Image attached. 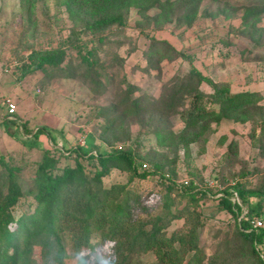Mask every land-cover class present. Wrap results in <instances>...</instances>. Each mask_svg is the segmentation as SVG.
I'll use <instances>...</instances> for the list:
<instances>
[{"label":"trees","instance_id":"obj_1","mask_svg":"<svg viewBox=\"0 0 264 264\" xmlns=\"http://www.w3.org/2000/svg\"><path fill=\"white\" fill-rule=\"evenodd\" d=\"M202 1L54 0V5L61 8L72 24L70 36L60 47L31 52L28 61H22V70L56 71L52 77L72 80L81 74L82 84L95 97L106 95L109 89L113 95L105 107L100 106L99 112H95V124L87 121L86 126L75 132L92 140L95 156L87 146L41 149L27 195L18 185L14 169L1 160L7 172L4 191L0 190V264H34V258L40 264H66L68 246L78 264H88L89 256L106 245L107 264H140L137 257L146 254L154 257L151 264H264V226L253 228L254 221L264 220V180L257 188L250 181L257 172L240 178L219 173L205 179L191 176L187 177L186 186L176 184L178 151L190 154L192 146L208 140L212 125L218 126L223 121L252 125L250 145L261 156L264 154L263 94L231 92L228 84L198 71L193 66L194 57L186 49H176L143 29L152 25L155 33L164 31L167 24H175V29L187 32L199 18H234L240 24L227 27L226 34L214 42L218 56L222 60L231 59L230 48L236 45L231 37L237 39L245 34L254 48L262 47L264 0H246L234 6L228 5L227 0H210V4L223 3L225 8H217L214 13L207 8L199 13ZM28 4L34 6L35 2L29 0ZM131 11H135L136 18L130 17ZM132 22L147 44L142 53L145 65L138 70L142 78L153 81L161 78L157 95L144 91L135 96L141 88L129 84L123 74L126 59L137 51L133 41L125 55L120 52L125 41L133 40L124 37ZM212 33L205 37H215ZM197 39L199 48L209 43L204 37ZM248 50L241 51L245 60L248 58L244 54L253 52ZM179 60L189 64L188 71L183 75L176 71L168 80H162V64ZM248 61L264 64V55ZM115 78H118L116 86ZM260 78L264 80L263 75ZM146 117L144 135L150 133L154 137L146 139L151 143L147 153L142 141L125 138L121 127L125 119ZM170 119L180 122L177 131L170 125ZM118 146L122 149L118 150ZM232 146H228V151ZM163 150L166 154L174 153V158L167 155L163 160L152 158L151 153L155 157ZM235 155L236 151L225 157L231 159ZM143 164L146 170L142 169ZM113 171L128 174V182L153 178L167 185L164 195L159 196L162 197L159 212L144 203L143 196L130 188V183L105 185L103 179ZM205 180L214 181L216 187H205ZM219 193L222 196L215 198ZM233 193L240 200L235 207L230 201ZM26 196L31 197L26 208L15 216V208ZM202 200L216 201L219 210L229 214L233 222L226 240L209 257L200 247L204 227L199 206ZM178 220L184 222L187 231L168 233L171 223ZM82 250L87 254L81 255Z\"/></svg>","mask_w":264,"mask_h":264},{"label":"rangeland","instance_id":"obj_2","mask_svg":"<svg viewBox=\"0 0 264 264\" xmlns=\"http://www.w3.org/2000/svg\"><path fill=\"white\" fill-rule=\"evenodd\" d=\"M34 0L35 5L28 4L29 0H0V73L8 74L17 78L18 86L27 88V97L18 100L20 104L28 107L34 106L35 109L29 110L27 116L28 122L31 125H39L43 123L53 124L54 121L63 122L64 131L77 133L79 127L86 126L85 122L91 121L95 124V112H99V107H105L112 98L113 90L109 89L106 95L95 97L90 93L85 85L82 84L80 75L76 80L62 79L52 77L56 71L50 72H24L21 67L22 61L27 62L28 56L33 51L53 49L64 45L65 41L70 36L72 28L71 22L63 13L61 8L54 5V0ZM246 0H227L228 5L244 3ZM33 3V2H32ZM210 0H203L200 4L199 13L209 8L211 12H215L217 8L224 7L223 3L210 4ZM234 6V5H232ZM135 11H131L130 17L136 18ZM203 20V21H202ZM239 20L233 19H202L196 21V25L189 31L175 29V24H167L163 27L164 31L153 32L152 25L145 26L143 29L150 36H154L158 40H166L176 49L182 48L188 51L190 56L194 57L193 65L202 69L216 82H232L235 85L247 87L249 90H259L264 96V80L260 77L264 76V68L262 64L248 61L257 56L264 55V39L261 40L262 47L254 48L251 45L248 34L240 36L237 39L233 38L235 46L230 48L233 57L229 59L232 65L224 71L219 69L213 70L217 63L222 62V58L218 56V46H214L219 36L226 34L227 27L238 26ZM145 25V24H144ZM264 25V21H263ZM130 27L126 30L124 37L129 36L133 40L125 41L124 46L120 49L121 54L125 55L131 48L132 42H135L137 51L132 53L122 66L123 74L129 84H135L141 88L139 92H135V96L141 95L144 91L152 92L157 95V88L160 81H153L148 77H141L138 69L145 65V58L142 56L143 51L147 46L146 41L139 36L140 31L134 28V23H130ZM211 27V28H210ZM185 32V33H184ZM210 32L216 35L208 39L205 36ZM151 33V34H150ZM153 33V34H152ZM198 36L204 37L209 42L208 45L199 48ZM234 36V35H232ZM214 43V44H212ZM244 49H252L253 52L245 53L248 60L243 59L241 51ZM69 52L76 55L75 51L68 49ZM248 50V51H249ZM218 56V57H217ZM259 58V57H258ZM246 61V62H245ZM13 63L18 64L10 71L6 72L8 66ZM235 63H241V67L233 66ZM138 64V65H137ZM164 64V65H163ZM162 64V80H168L175 72H180L182 75L189 69V64L184 61H174L171 63ZM138 66L137 69H135ZM211 66V67H210ZM15 72V73H13ZM51 76V77H50ZM5 79L8 76L4 77ZM24 84V85H23ZM118 84V78H115L113 85ZM205 90L209 88L203 85ZM245 88V89H247ZM11 89L8 86L1 87V93H6ZM19 92H21L19 90ZM22 93V92H21ZM264 104V99L262 101ZM30 114V115H29ZM147 118L140 119H125L122 122V134L129 137L130 140L142 141L144 146L143 151L147 153L150 150L148 140H153L152 134H145L147 130ZM104 118H100V124L104 123ZM170 125L177 131L181 125L179 121L170 119ZM118 125V124H116ZM89 127V126H88ZM86 127L88 130L89 128ZM252 125L250 124H235L229 121H223L220 125H212L213 131L209 135L208 140L203 143L191 147L190 154H185L182 149L177 153L178 162L175 167V173L178 177L196 176L197 178H209L211 176H247L249 177L252 171L257 172V176L253 177L251 186L257 188L264 180V154L261 156L259 151L253 149L248 138ZM22 129L18 132L14 124L7 126V131H0V162H6L10 165L15 173V178L24 192L27 195L31 186V179L34 176V164L39 161L42 153L31 147L30 144L24 142L21 138ZM110 136H112L110 134ZM51 137L56 140L55 131H51ZM148 139V140H146ZM233 144L232 149L228 151V146ZM60 147V145L58 146ZM237 155L231 159L225 157L226 154ZM151 153L155 160H163L164 156L173 159L175 154H166V151ZM164 162V161H163ZM62 163H68L62 161ZM70 164V163H68ZM88 166V165H87ZM91 169V168H89ZM6 169L0 163V190L4 191V176ZM248 179V178H247ZM105 185L112 183H130V188L139 193L143 202L147 205L156 207L155 213L160 210V200L164 195V190L167 185L159 183L157 180L150 178L147 180L134 179L128 182V174L119 173L118 171L111 172L104 179ZM247 181L246 179L243 181ZM161 193V195H160ZM31 197L26 196L20 200V203L15 208V216L26 208ZM203 215L204 227L200 235V247L206 257H209L217 249L218 244L226 240L227 232L233 227L231 217L226 212L219 210L216 201L202 200L199 203ZM264 207V205H263ZM264 224V220H263ZM185 233L186 225L182 220L174 221L168 228V233L171 232ZM96 240L93 241L95 243ZM109 246L106 245L103 249L98 250L96 255H90L88 264H107L109 256ZM87 252L82 250L81 255H86ZM136 258V257H135ZM140 264H151L154 257L150 254L137 257ZM34 264H40L37 258H34ZM66 264H78V260L73 257V251L70 246L67 247Z\"/></svg>","mask_w":264,"mask_h":264},{"label":"crops","instance_id":"obj_3","mask_svg":"<svg viewBox=\"0 0 264 264\" xmlns=\"http://www.w3.org/2000/svg\"><path fill=\"white\" fill-rule=\"evenodd\" d=\"M168 42V41H167ZM232 61L230 60H222V62L220 61V63H217L213 68V70H221L224 71L228 68V65H232V63H230ZM241 64V63H240ZM239 63H235L233 66L237 67H241ZM198 71H200L203 75L205 76H209L211 79L214 80V78L209 75L207 72L204 74L202 71V69L197 68V66L193 65ZM211 67V66H210ZM8 76L7 79H5L4 77ZM215 81V80H214ZM226 84H228L230 86V90L233 93H239V92H243V91H250V92H260L261 90H259L260 86L257 87L256 90H249L247 87H243V86H239V85H235L232 82H225ZM24 85V84H23ZM2 86H8L11 87V89L6 92V93H1V87ZM247 88V89H245ZM27 88H25L24 86H18L17 83V78L8 75V74H2L0 73V131H7V126L8 125H13L15 129H17V131L19 132L20 129H22V135L21 138L24 139V142H27L28 144L33 145L32 148L38 150V152L41 149H46V148H55V149H59L60 148H64V149H68L71 147L76 146L77 144V137L79 136L76 133H70L67 131H64L63 128V122L61 121H54V123L52 124H48L47 123H43L41 121V123L39 125H31L28 122V118L32 119L30 116V111L29 110H34L35 107L31 106L28 107V109L26 108V106L22 105L19 103L18 100L23 99L24 97L26 98L28 95L27 93ZM19 90L22 92H19ZM5 97H10L13 102L16 104L17 106V113L14 117V120L12 121H8L5 119L6 116V107L3 103V99ZM31 110V112H32ZM27 112H29L30 116L28 117L26 114ZM35 117L33 116L34 120ZM51 131H55L56 133V140H53L51 137ZM60 145V147H58ZM52 146V147H51ZM83 146H87L90 150H92L90 153L94 152V148H93V142L91 139H85V144ZM41 152V151H40Z\"/></svg>","mask_w":264,"mask_h":264},{"label":"built area","instance_id":"obj_4","mask_svg":"<svg viewBox=\"0 0 264 264\" xmlns=\"http://www.w3.org/2000/svg\"><path fill=\"white\" fill-rule=\"evenodd\" d=\"M16 65L19 66L16 63H13L12 65L8 66V68L6 69V72L10 71ZM3 103H4L5 107H6V116H5V119L8 120V121L14 120V117H15V115L17 113V106H16V104L13 102V100L10 97H5L3 99ZM84 144H85V137L82 136V135H79L77 137V144H76V146H83ZM117 149L118 150H121L122 149V146H118ZM60 150H61V148H60ZM65 154H68V153H65ZM91 154L95 156L96 155V152H93ZM142 169L143 170H146L147 169L146 164H143L142 165ZM165 177L167 178L168 175H166ZM188 182H189V179L187 177H183V178L177 177V179H176V184L179 187L186 186L188 184ZM230 184L231 185H234L235 182H231ZM205 187L214 188V187H216V183L214 181H211V180H205ZM220 196H222L221 193L217 194L214 197L217 198V197H220ZM230 201L233 204V207H235L237 205H240V200H239V197H238V195L236 193H233L232 194V196L230 197ZM263 226H264V224L260 220H256V221L253 222V228L255 230L261 229Z\"/></svg>","mask_w":264,"mask_h":264}]
</instances>
